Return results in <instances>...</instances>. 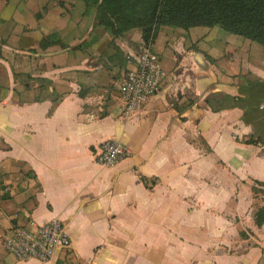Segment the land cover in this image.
<instances>
[{"label":"crops","instance_id":"crops-1","mask_svg":"<svg viewBox=\"0 0 264 264\" xmlns=\"http://www.w3.org/2000/svg\"><path fill=\"white\" fill-rule=\"evenodd\" d=\"M107 18L92 0H0V264H264V43L202 25L150 45ZM143 47L164 77L126 115ZM110 139L129 155L100 165ZM51 221L71 244L50 259L7 249Z\"/></svg>","mask_w":264,"mask_h":264},{"label":"trees","instance_id":"trees-1","mask_svg":"<svg viewBox=\"0 0 264 264\" xmlns=\"http://www.w3.org/2000/svg\"><path fill=\"white\" fill-rule=\"evenodd\" d=\"M108 18L105 25L118 34L134 27L152 44L162 26L190 28L220 24L225 30L264 43V0H92ZM264 185V183H259ZM255 194L261 190L254 187ZM264 222V207L256 213Z\"/></svg>","mask_w":264,"mask_h":264},{"label":"built area","instance_id":"built-area-1","mask_svg":"<svg viewBox=\"0 0 264 264\" xmlns=\"http://www.w3.org/2000/svg\"><path fill=\"white\" fill-rule=\"evenodd\" d=\"M164 73L159 56L150 47H144L134 60V67L127 71L121 83L123 109L132 114L145 105L161 88ZM129 155V148L118 140L103 143L96 154L97 163L112 166ZM71 239L65 226L59 221H51L35 227H21L8 237L6 247L26 259L35 257L50 259L60 247H68Z\"/></svg>","mask_w":264,"mask_h":264},{"label":"rangeland","instance_id":"rangeland-1","mask_svg":"<svg viewBox=\"0 0 264 264\" xmlns=\"http://www.w3.org/2000/svg\"><path fill=\"white\" fill-rule=\"evenodd\" d=\"M95 6V8H98V6L97 5H94ZM216 25H218V26H220L224 31H225V29L220 25V24H215V25H210V26H216ZM195 26H202V25H195ZM203 26H208V25H203ZM209 26V27H210ZM163 27H173V26H162L161 28H163ZM191 27H193V26H191ZM134 28H138V29H140L141 30V32H142V36H143V30L141 29V28H139V27H134ZM160 28V29H161ZM175 28V27H174ZM131 29V28H130ZM186 29V28H185ZM188 29V28H187ZM227 31V30H226ZM227 32H229V31H227ZM229 33H231V32H229ZM232 34H234V33H232ZM235 35H239V34H235ZM239 36H242V37H244L243 35H239ZM245 39H248V38H246V37H244ZM144 40V39H143ZM249 40H251V39H249ZM252 41H256V40H252ZM256 42H259V41H256ZM144 48V47H143ZM142 50L143 49H140L139 50V54L142 52ZM138 54V55H139Z\"/></svg>","mask_w":264,"mask_h":264}]
</instances>
